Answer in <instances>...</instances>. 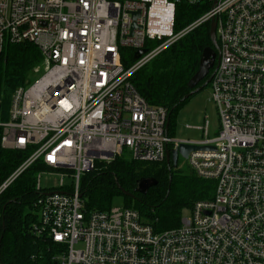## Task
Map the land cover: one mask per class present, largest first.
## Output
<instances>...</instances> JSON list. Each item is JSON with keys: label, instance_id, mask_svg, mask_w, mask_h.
<instances>
[{"label": "built area", "instance_id": "obj_1", "mask_svg": "<svg viewBox=\"0 0 264 264\" xmlns=\"http://www.w3.org/2000/svg\"><path fill=\"white\" fill-rule=\"evenodd\" d=\"M180 1L210 8L175 32ZM213 18L220 58L210 87L220 128L209 137L207 122L205 138L177 139L168 109L150 104L131 78ZM7 42L36 45L43 67L34 71L43 72L15 90L0 121L3 148L32 149L0 196L39 160L60 175L49 190L39 173L31 229L57 246L54 264H264V0H0V53ZM122 48L148 51L125 68ZM181 143L214 147L187 159L199 178L215 181L212 198L197 200L181 225L157 230L127 206L87 210L81 177L98 163L125 149L159 163Z\"/></svg>", "mask_w": 264, "mask_h": 264}, {"label": "trees", "instance_id": "obj_2", "mask_svg": "<svg viewBox=\"0 0 264 264\" xmlns=\"http://www.w3.org/2000/svg\"><path fill=\"white\" fill-rule=\"evenodd\" d=\"M209 8L210 5L205 3L191 5L180 1L176 6L174 31H181ZM156 44L154 40L146 42L149 47ZM211 45L210 22H207L178 39L131 78L150 104L164 106L169 113L172 111L168 126L171 136H174V114L191 91L188 82L199 68L204 48ZM121 60L128 68L135 61L133 49L122 48ZM35 67H43V55L36 45L30 42L5 44L0 53V121L8 120L10 98L18 87L31 84ZM1 134L0 129V142ZM31 153L32 149H7L0 143V185ZM163 162L162 165L118 156L110 163H98L94 170L81 177L85 207L89 211L108 210L113 207L114 197L123 195L125 206L138 209L157 230L177 227L182 206H193L197 200L212 198L215 181L201 179L193 173L188 181L191 194L182 197L175 187L176 178L178 183L183 182L175 175L178 166L174 167L172 162L168 164L166 159ZM45 169L49 167L37 161L0 196V264H54L55 243L47 237H36L31 230L37 221L34 211L38 196L36 174ZM141 177H155L159 182L148 193H138L134 188ZM123 190L136 197L126 195Z\"/></svg>", "mask_w": 264, "mask_h": 264}, {"label": "rangeland", "instance_id": "obj_3", "mask_svg": "<svg viewBox=\"0 0 264 264\" xmlns=\"http://www.w3.org/2000/svg\"><path fill=\"white\" fill-rule=\"evenodd\" d=\"M43 70L40 73L33 74L32 81H36L39 76L42 74ZM12 100V97L10 98ZM11 106V101H10ZM174 125H173V135L177 139L182 140H201L205 138V133L202 127L208 122L209 126V137H214L218 134L220 128V116L218 113V108L216 103L211 99V87L210 84L201 90L192 94L175 112L174 114ZM125 159L132 158V152L129 149H125L121 154ZM164 164V162H159ZM178 166V167H177ZM175 168L179 178L183 179L182 183L177 182L175 179V187H178L177 194L182 197H188L191 194L192 187L188 183L190 176L193 174V170L189 166V161L183 156H179L178 165ZM39 173H41L42 185L44 188L49 190H55L58 188L60 175L55 172H50L47 169L40 170L36 174V179L38 178ZM66 185L72 184V178L69 176L65 177ZM112 206L115 208H123L125 206V198L123 195H117L113 199ZM192 207L189 205L182 206L180 210V224L186 217H190L192 214ZM35 212L36 209H34ZM178 225V226H179Z\"/></svg>", "mask_w": 264, "mask_h": 264}, {"label": "water", "instance_id": "obj_4", "mask_svg": "<svg viewBox=\"0 0 264 264\" xmlns=\"http://www.w3.org/2000/svg\"><path fill=\"white\" fill-rule=\"evenodd\" d=\"M137 16H139V12L134 13V17ZM216 31H217V20L213 18L210 22V36L212 40V45L204 48L200 58L199 68L188 82L191 91L185 95L184 99L189 98L195 92L206 87L210 83L213 77L214 70L217 66V60L219 62V58H220V46L217 39ZM147 51H148L147 48H141L136 50L134 53L135 59H139L143 54L147 53ZM204 79H206V81L204 83H201ZM171 113L172 111L169 113L168 125L170 123ZM196 150H214V147L196 145L190 143H181L178 147H174L172 149L168 147L166 151L167 162L168 164L172 162L173 166L176 167L178 165V159L180 155L183 156L184 158H188L189 154L192 151H196ZM171 180H172V176L170 175V182ZM158 182H159L158 179L155 177H141L136 181V186L134 188V191L138 193L146 194L152 187L156 186ZM118 186L120 187V184H118ZM123 191L128 196L136 197L135 194L132 192L126 190Z\"/></svg>", "mask_w": 264, "mask_h": 264}, {"label": "flooded vegetation", "instance_id": "obj_5", "mask_svg": "<svg viewBox=\"0 0 264 264\" xmlns=\"http://www.w3.org/2000/svg\"><path fill=\"white\" fill-rule=\"evenodd\" d=\"M218 59V58H217ZM217 64H218V60H217ZM166 160H167V155H166Z\"/></svg>", "mask_w": 264, "mask_h": 264}]
</instances>
